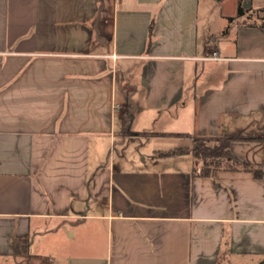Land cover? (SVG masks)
<instances>
[{
  "label": "crops",
  "instance_id": "0c3cea01",
  "mask_svg": "<svg viewBox=\"0 0 264 264\" xmlns=\"http://www.w3.org/2000/svg\"><path fill=\"white\" fill-rule=\"evenodd\" d=\"M204 1L0 0V264H264V0Z\"/></svg>",
  "mask_w": 264,
  "mask_h": 264
},
{
  "label": "trees",
  "instance_id": "16d2710c",
  "mask_svg": "<svg viewBox=\"0 0 264 264\" xmlns=\"http://www.w3.org/2000/svg\"><path fill=\"white\" fill-rule=\"evenodd\" d=\"M246 11L244 4L240 1L238 5L237 14L235 17L229 18V21H232L240 16H242ZM264 11V10H261ZM134 135H137L136 133ZM239 136H227V137H202V136H193L194 148L191 151L197 164L201 162L204 164L202 169V175L209 176L213 173L212 167H221L224 166L223 161L232 163L234 165H240V162L231 154L229 150V145L231 141L239 139ZM216 141L219 143L218 146H209L207 143ZM186 150L178 149L170 151L167 153H162L163 155H173L177 153L185 152ZM188 151V150H187ZM256 176H262L261 173L257 172ZM26 253V249H24Z\"/></svg>",
  "mask_w": 264,
  "mask_h": 264
},
{
  "label": "rangeland",
  "instance_id": "374dc122",
  "mask_svg": "<svg viewBox=\"0 0 264 264\" xmlns=\"http://www.w3.org/2000/svg\"><path fill=\"white\" fill-rule=\"evenodd\" d=\"M230 8V4L227 5V2L226 3H222L221 1H218V0H205L202 5H201V9L203 10V12L207 15H213L214 12L216 13L217 11H221L222 10H226L228 11V9ZM181 146H184L180 149L182 150H190L192 151L193 148H194V140H193V136L191 138V144L190 146H186V145H189V142L187 139H182L181 141ZM207 145L213 147V146H218L219 143L216 142V141H212V142H209L207 143ZM202 167H204V164L201 162L200 163ZM228 164H232V163H228L226 161H223V164L222 165H228ZM42 257H45V254H43Z\"/></svg>",
  "mask_w": 264,
  "mask_h": 264
},
{
  "label": "built area",
  "instance_id": "2783aa9c",
  "mask_svg": "<svg viewBox=\"0 0 264 264\" xmlns=\"http://www.w3.org/2000/svg\"><path fill=\"white\" fill-rule=\"evenodd\" d=\"M205 59L218 60L219 58H218L217 54L214 53V54L212 55V57H210V58H205Z\"/></svg>",
  "mask_w": 264,
  "mask_h": 264
}]
</instances>
